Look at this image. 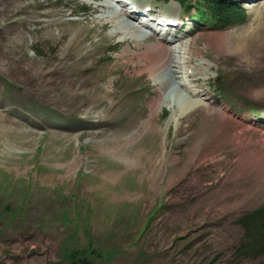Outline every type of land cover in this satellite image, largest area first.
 Here are the masks:
<instances>
[{
    "label": "rangeland",
    "instance_id": "obj_1",
    "mask_svg": "<svg viewBox=\"0 0 264 264\" xmlns=\"http://www.w3.org/2000/svg\"><path fill=\"white\" fill-rule=\"evenodd\" d=\"M134 1L127 17L108 0H0V264H264L242 222L264 207V0H237L232 24L194 0ZM151 6L184 17L171 43L137 23ZM72 30L88 70L57 66ZM156 44L175 67L150 62ZM67 73L86 89L62 94ZM95 88L119 110L100 131L144 120L93 138L74 111Z\"/></svg>",
    "mask_w": 264,
    "mask_h": 264
},
{
    "label": "trees",
    "instance_id": "obj_2",
    "mask_svg": "<svg viewBox=\"0 0 264 264\" xmlns=\"http://www.w3.org/2000/svg\"><path fill=\"white\" fill-rule=\"evenodd\" d=\"M233 1L235 0H194V2H197L199 5L197 14L200 15L201 18L202 16L204 18V16L206 15L205 17L207 19H204V21L206 20L208 23L226 21V24H232L238 21H243L246 16L245 12L240 7H237V5ZM191 4L192 3L187 6V9L192 6ZM79 34H81V32L77 30L62 33V35L66 36V40L64 41V49H67L69 52L65 53L63 52V50L59 52L57 55L58 60L56 61L58 63L57 66L59 67L64 65L66 67V71H71L75 68L79 70L89 69L88 66H85L84 60L91 54V48L89 46H86L85 44L88 38L81 37ZM62 84H64L63 89L61 88L62 94L66 93L69 88H72L73 84H76L77 87L79 86L80 89L86 87L83 79H71L70 73H67V78ZM99 94L103 95L99 97ZM54 96V94H51L49 98L51 99ZM107 96L108 95H105L101 89H93L92 97L94 99L99 98L100 103H94L93 99L88 100V102L87 100H82L81 107H78L74 111V113L76 112L80 114L82 122L86 121L87 123H89L88 126L92 130H98L92 133V135L96 138H103V140L116 139L126 133L130 134L133 130L136 129L142 119H133L130 123H126V125H124L123 129L121 130H99L100 127H102L104 124H108V122L114 123V119L115 117H117L119 112V110L114 108L113 104L115 99V93L112 92L109 94L111 100L110 104H106L105 98ZM254 112L258 114L261 113L258 110ZM92 117L96 119L95 123L88 122L89 119ZM84 127L85 125L82 124L80 126V129L82 131L81 133L85 134L87 133V131L83 129ZM242 222L247 228V236L250 240L249 244H245V247L243 246L244 251L246 253H253L259 249L264 250V207L255 211L250 216L244 218ZM76 255V253H73L70 254V257L76 259ZM82 261H84V259H82Z\"/></svg>",
    "mask_w": 264,
    "mask_h": 264
},
{
    "label": "bare ground",
    "instance_id": "obj_3",
    "mask_svg": "<svg viewBox=\"0 0 264 264\" xmlns=\"http://www.w3.org/2000/svg\"><path fill=\"white\" fill-rule=\"evenodd\" d=\"M118 1L122 2L123 6H125L127 3L133 4L131 9H128V10L126 9L127 12H125V15L127 17H129V15H131V14L134 15V13H136V11H138L136 2L134 0H118ZM253 6L254 5H252V6L248 5L247 8L251 9ZM154 10L155 9H152L151 7H146V9H144V12L142 13V15L139 16V22H141L149 30L154 31L155 33L163 34L165 37L168 34H171V35H174V37H177L173 33V31L176 29V25H178L177 21L171 20L170 18H164L163 16H159V15H156V16L146 15L150 11H154ZM134 21H135V17H134ZM169 40H170V38H167L166 42L172 41V40H170V41ZM177 40H178L177 38L173 39L174 42H177ZM164 44H161V45L156 44V45H149V46L147 45L146 51H145L146 56H153L154 55V58H149V60L154 66H156V68L157 67H166V66H172V67L174 66L175 67V61L173 59V54H172L173 51L168 47V45H164ZM61 50H63V52H65V53L69 52L67 49H64V46L62 47ZM78 88H79V86H78ZM103 92L105 95L109 94L105 90H103ZM198 107H200V106L194 107V105H193V108H195V109ZM203 113H205V112H203ZM143 120L144 119H142L141 121H143ZM127 135H128V133L124 134L123 136H121L119 138L107 139L104 141L107 142V141H112V140H118V139L125 137ZM86 137H88V136H86ZM90 137H92V136H90ZM93 138H95V136Z\"/></svg>",
    "mask_w": 264,
    "mask_h": 264
}]
</instances>
